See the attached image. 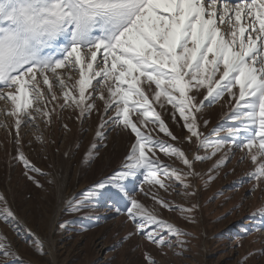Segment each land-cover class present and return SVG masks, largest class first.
I'll use <instances>...</instances> for the list:
<instances>
[{"label":"snow or ice","instance_id":"6c2138e0","mask_svg":"<svg viewBox=\"0 0 264 264\" xmlns=\"http://www.w3.org/2000/svg\"><path fill=\"white\" fill-rule=\"evenodd\" d=\"M0 101L10 105L0 115L14 118L13 159L37 187L43 185L32 173L50 174L21 150L20 130L39 131L38 118L50 126L65 109L77 112L81 123L99 114L85 164L107 146L109 132L133 137L120 165L80 193L82 199L66 200L64 211L106 206L115 215L126 214L133 225L114 247L140 236L163 255L174 247L181 249L175 255H183L188 250L183 237L192 233L163 219L158 208L195 224L196 181L211 183L237 149L243 153L238 163L248 158L254 166L247 174L253 182L250 193H264V0H0ZM220 101L228 105L226 118L233 123L205 134L201 127L210 123L205 109ZM164 115L182 122L188 135H175ZM36 140L44 142L43 132ZM185 141L195 144L191 157L178 146ZM160 153L183 167L162 161ZM206 161H212L207 172L198 171L196 165ZM137 179L136 191L151 206L133 194L130 184ZM48 183L58 182L53 177ZM161 189L182 196L186 205L166 199ZM250 217L255 224L239 240L264 232V206ZM0 222L30 237L38 255H48L43 240L21 222L3 193ZM249 257H264V244L239 264H247ZM144 258L146 264H158L150 253ZM0 264H29L3 233Z\"/></svg>","mask_w":264,"mask_h":264},{"label":"rangeland","instance_id":"374dc122","mask_svg":"<svg viewBox=\"0 0 264 264\" xmlns=\"http://www.w3.org/2000/svg\"><path fill=\"white\" fill-rule=\"evenodd\" d=\"M74 78L78 79V73ZM56 91L59 95V90ZM97 104L102 107L101 101L97 100ZM9 108L10 105L0 101V109ZM228 112L229 107L224 101L207 107L204 118L210 123L207 127L202 126L201 131L210 134L217 126H230L233 122L226 118ZM62 116V119H57L54 115L50 126L44 124V118H38L39 131L30 126L20 130L21 150L32 164L50 174L40 176L32 173L43 185L41 188L23 174L22 164L13 159L17 147L12 142L15 137L14 118L0 115V124L7 125V128L0 126V193L7 197L21 222L43 240L48 255H38L28 242L30 237L26 234L18 236L3 222H0V233L8 237L29 264L36 261L39 264H146V252L158 264H239L247 253L254 252L264 244V232L253 231L242 240L238 239L245 228L254 226L255 221L251 219L250 213L264 206V193L259 189L250 193L253 182L248 180L247 174L254 166L248 158L238 163L243 153L237 149L231 162L220 170L211 183L205 185L202 180L196 181L198 195L193 200L199 204V208L195 213V224L185 221L176 211L158 208L163 219L192 233L191 236L183 237L188 241V250L183 255H175L174 253L181 251L175 247L165 248L163 251L166 255H163L155 245L140 236L114 247L133 230L126 214L115 215L103 205H85L83 211L66 212L65 201L73 196L82 199L80 193L115 170L128 151L133 137L109 132L104 142L107 146L100 147L95 158L85 164V154L94 142L100 116L94 112L83 123L77 119L78 113L71 109H65ZM163 118L175 135L181 138L188 135L181 126L182 122L174 123L168 115ZM64 124L70 131L62 126ZM40 132H43V143L36 140ZM220 134L224 135L223 132ZM160 135L168 139L162 133ZM178 146L189 157L196 151L194 143L185 141ZM159 155L162 161L183 167L178 160H169L162 153ZM211 163L212 161L198 163L197 170L206 173ZM53 177L58 182L57 185L48 183ZM241 179L245 183L239 185ZM139 184V179L131 182L133 194L151 206V201L136 191ZM145 187L147 188L146 185ZM160 195L175 204L187 203L182 196L176 193L169 196L163 189L160 190ZM238 204L241 206L232 211ZM62 223L65 224L64 228L59 227ZM135 245L139 247L133 250ZM247 264H264V257H249Z\"/></svg>","mask_w":264,"mask_h":264}]
</instances>
